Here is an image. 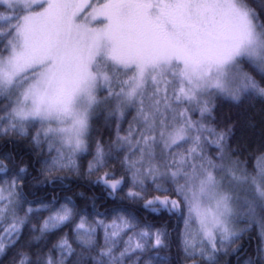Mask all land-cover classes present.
Wrapping results in <instances>:
<instances>
[{
	"label": "snow or ice",
	"instance_id": "6c2138e0",
	"mask_svg": "<svg viewBox=\"0 0 264 264\" xmlns=\"http://www.w3.org/2000/svg\"><path fill=\"white\" fill-rule=\"evenodd\" d=\"M0 264H264V0H0Z\"/></svg>",
	"mask_w": 264,
	"mask_h": 264
}]
</instances>
